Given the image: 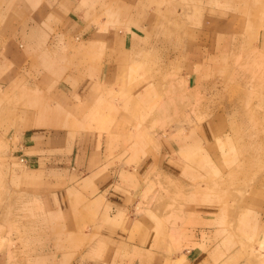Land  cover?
<instances>
[{"label": "rangeland", "instance_id": "374dc122", "mask_svg": "<svg viewBox=\"0 0 264 264\" xmlns=\"http://www.w3.org/2000/svg\"><path fill=\"white\" fill-rule=\"evenodd\" d=\"M30 163L70 199L26 188ZM111 179L129 195L91 199ZM120 197L156 241L203 212L208 264H264V0H0V264H101Z\"/></svg>", "mask_w": 264, "mask_h": 264}, {"label": "crops", "instance_id": "0c3cea01", "mask_svg": "<svg viewBox=\"0 0 264 264\" xmlns=\"http://www.w3.org/2000/svg\"><path fill=\"white\" fill-rule=\"evenodd\" d=\"M65 13L67 14V12ZM71 13L72 15L73 13L77 15V11H73V8L69 14ZM69 16L68 17L64 16L65 23L70 24L71 21H73L72 16L70 17ZM139 16H142V15H139ZM76 17L80 18L78 15ZM143 17L144 16L138 19L143 20L144 19ZM29 24L30 22L28 23V26ZM134 26H136V24H134ZM141 29H144V27L142 26ZM125 30H128V27H126ZM74 35L76 36V34ZM55 36H58V33ZM88 40H89L87 41L88 43H90L91 41L95 42V40L94 41L93 39L90 40V38H88ZM110 62L112 63V61ZM107 70H108L107 72H109V68ZM189 76H191V74H189ZM74 120L76 122V129H78L76 130V135L77 137H79L77 139V142L80 145V146L78 145V150H77L78 159L80 158L78 161H81L83 157H86V160H87V157H88L89 162L93 163V166H95L98 162V159L96 158L94 159L93 154L95 153V156H97V148L101 147L100 142L93 143L91 141L93 144H95V147L94 149L89 148L88 147L89 143L85 141V139L84 141L86 143L83 142V137L85 134L82 132L81 133L79 132V129H83V124H84L83 119L81 117H77V118L74 117ZM24 130L28 131L29 135L35 138L41 135V130L38 129V127H35L33 125L31 127L25 125ZM117 134L121 136V132H119L116 129L110 130L109 132L110 137L112 135L116 136ZM109 136L107 135L106 137V142H107L106 149L107 150H109L110 148L109 147L110 142H114L113 141L114 137H113V140H110ZM126 140H128V138L125 139V141ZM33 149L35 148L28 149V150L31 151ZM195 152L196 150L194 148L193 153ZM19 161H21V158L19 159ZM91 163L89 167L92 166ZM29 165H31V163ZM31 167L33 166L31 165ZM40 174L41 173L37 171V168L33 167V169H30L27 172H23V173L21 172L20 176L22 179L26 181L24 183L25 187L28 188L30 191L33 190L35 192H38L37 194L39 196H42L43 198L46 197L45 198L46 202L48 201L53 202L56 197H60L58 196L59 194H57L54 191L55 190L54 188H61V192L63 193L62 200L64 203L66 202V200L70 199L69 195H71L72 193L71 191L72 188L70 187L72 186H69L67 184L65 185V183L61 181H60L61 185H57L56 184L57 182L55 183L53 181L48 182L47 180L42 181L41 183H38L37 179L40 178L41 176ZM113 180L111 179V181L109 182L110 184L112 182V186L109 189H107L108 187L107 186L105 189L106 191H103V189H100L99 193L96 191L97 193L95 197H92L91 199L93 198L95 200L100 199L101 201L108 199V201H110L111 198L108 197V195L115 196V193L116 195L118 193H122L123 196L129 195L128 192L125 191L123 193L121 190H119V186L117 183L118 180L117 181L116 180L113 181ZM88 182L89 181L87 178L83 180L84 184ZM87 199L88 198H85V200ZM124 202H125V198H121V197L116 198V200H113L112 202H107V201L103 202L104 204L103 209L105 210V213L103 215V224H102L103 226H100V229H102V233L100 234V236L103 237L105 241L104 250L107 252H106L105 257L100 260V262L103 261L101 264H137L139 256L143 255V253L145 252H148L149 254L152 252L153 257L155 258L154 260L158 261V263H155L154 261L153 264H208L210 253L204 251L202 246L206 247L208 244L206 242L207 240L206 238H208L206 233L209 232V229H208L209 227H206L207 224L201 225L200 227L199 225L202 222V220L204 222L209 220L210 219L209 215L203 212L201 214L199 213V215H195V216L193 215V218L190 220L192 224L188 226L190 229L189 232H192V236L184 235V234L180 235L177 227L168 229L166 232H163V228H165V226L162 223V229L160 231L162 240H160L159 242V241H156V239L154 238L153 230L155 228L153 225H150L151 224L150 222H146L145 225L140 224V222L137 223L133 220H130L129 216H128L129 219H127L126 221L120 220L121 217H123L124 214L127 215V212L131 209V207L127 203H124ZM117 207L119 208L115 210V208ZM64 208L66 209V206H64ZM64 214L66 216V212ZM198 218L199 220H201L200 222H198L197 220ZM154 224L156 225L157 228H159L157 223H154ZM257 225L255 227L256 229L255 232L258 234V237H256V240L257 242H259L258 245L262 244L264 246V220L260 221L259 227ZM201 232H204L205 234V237H203L204 239L200 238ZM185 239H188V241L186 242ZM157 243L160 248V250L157 251L158 253H156V251H154V249L152 248L153 246L152 244H154L156 248ZM185 243H188L191 245L187 247Z\"/></svg>", "mask_w": 264, "mask_h": 264}]
</instances>
